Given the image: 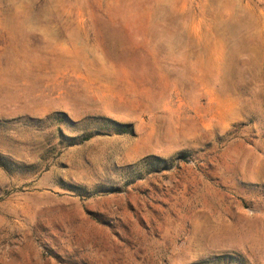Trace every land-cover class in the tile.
<instances>
[{
    "label": "rangeland",
    "instance_id": "1",
    "mask_svg": "<svg viewBox=\"0 0 264 264\" xmlns=\"http://www.w3.org/2000/svg\"><path fill=\"white\" fill-rule=\"evenodd\" d=\"M0 264H264V0H0Z\"/></svg>",
    "mask_w": 264,
    "mask_h": 264
}]
</instances>
